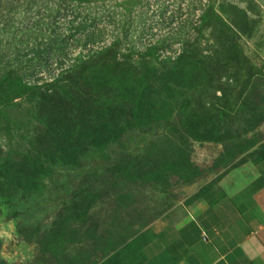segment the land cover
<instances>
[{"label":"rangeland","instance_id":"obj_1","mask_svg":"<svg viewBox=\"0 0 264 264\" xmlns=\"http://www.w3.org/2000/svg\"><path fill=\"white\" fill-rule=\"evenodd\" d=\"M262 154L264 0H0V264H139Z\"/></svg>","mask_w":264,"mask_h":264},{"label":"crops","instance_id":"obj_2","mask_svg":"<svg viewBox=\"0 0 264 264\" xmlns=\"http://www.w3.org/2000/svg\"><path fill=\"white\" fill-rule=\"evenodd\" d=\"M139 264H264V159L245 163L217 195L155 222Z\"/></svg>","mask_w":264,"mask_h":264},{"label":"trees","instance_id":"obj_3","mask_svg":"<svg viewBox=\"0 0 264 264\" xmlns=\"http://www.w3.org/2000/svg\"><path fill=\"white\" fill-rule=\"evenodd\" d=\"M263 159H264V154H262L260 157H258L257 162L260 161V160H263ZM142 261H143V257L140 259L139 263H141Z\"/></svg>","mask_w":264,"mask_h":264}]
</instances>
